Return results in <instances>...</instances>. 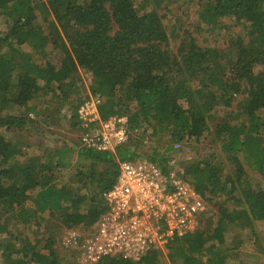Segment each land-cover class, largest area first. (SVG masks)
Here are the masks:
<instances>
[{
  "label": "trees",
  "instance_id": "16d2710c",
  "mask_svg": "<svg viewBox=\"0 0 264 264\" xmlns=\"http://www.w3.org/2000/svg\"><path fill=\"white\" fill-rule=\"evenodd\" d=\"M200 7L202 27L212 29L223 17L239 26L225 50L190 40L173 55L161 17L135 0H0L1 131L23 130L50 93L76 95L83 88L79 69L89 73L90 90L76 97L73 115L89 96L99 97L101 119L124 115L129 129L146 124L152 135L166 131L175 143L200 139L216 120L210 135L228 154L234 176L205 159L175 166L207 203L225 197L232 207H218L212 232L198 227L170 241L163 251L171 264H227L220 247L227 227L264 220V191L243 184V162L264 172L263 139L256 132V113L264 108V0H200ZM236 96L234 115H214L216 106L230 107ZM127 143L114 151L80 148L72 162L70 149L28 155L29 142L1 133L0 264H63L53 245L57 227L43 241H31L10 230L12 219L27 225L47 213L64 229L93 224L105 211L103 194L116 181L118 162L139 158ZM150 159L165 172L171 168L170 158ZM72 163L76 180L67 184L61 173ZM163 251L152 249L140 261L104 257L96 264H159Z\"/></svg>",
  "mask_w": 264,
  "mask_h": 264
},
{
  "label": "rangeland",
  "instance_id": "374dc122",
  "mask_svg": "<svg viewBox=\"0 0 264 264\" xmlns=\"http://www.w3.org/2000/svg\"><path fill=\"white\" fill-rule=\"evenodd\" d=\"M135 3L137 6L146 5L145 10H155L161 17L173 55H178V49L182 41H186V44L190 40L202 49L221 48L225 50L228 48L230 40L236 37L240 31L239 26H234V21L229 17L220 18V22L212 29L198 24L197 13L201 9L200 0H135ZM244 38L246 39L245 36ZM23 49L29 50L27 47H23ZM47 50L50 57L55 60V52L50 49ZM32 56L40 60L38 54H32ZM222 62H225V60L223 59ZM79 73L81 79L78 86L81 82L83 88L85 87L84 89L89 92V73L83 69H79ZM83 88H80L76 95L71 94L68 98L59 94V90L56 91V96H51L50 93L49 97L40 100L35 106L38 114L31 113L29 115L30 123L23 130L12 128L3 132L0 129V134L3 133L6 138L10 137L13 140L21 139L29 142L30 146L26 148L28 155L47 156L60 148L70 149L72 151L70 156H72V162H74L80 149L78 140L80 127L76 116L73 115L74 112L71 106L77 103V96L83 95ZM237 99H239L238 96H236V99H232L230 107L216 106L213 109V112H216L214 115L224 116L228 111L234 115V112L237 111L235 107ZM256 115L259 116L257 120L259 128L256 132L261 135L262 145H264V108L259 110ZM215 122L216 120H212L209 123L210 129L205 131L200 139L176 143L172 141L170 134L166 131L152 135L151 128L146 124H142L130 129L127 145L139 158L150 159L154 157L157 159L167 157L173 160L174 163L205 159L222 167L224 174L234 176V167L229 162L228 154L221 149L218 141L213 140V135H210ZM235 122L236 120L231 121L232 124ZM240 158L243 161L241 154ZM243 164L245 170L243 184L247 182L252 188L264 191V172L260 173L254 167H250L244 162ZM77 167V164L72 163L69 168L61 173V179L67 184H74ZM27 205L31 206V203L27 202ZM222 205L231 209L232 202L230 200L225 201V197L212 198L208 202V212L198 227L206 228L208 232H212L211 230L217 226L218 207ZM38 217L37 223L30 222L27 225H18V222L12 219L14 224L10 226V230L15 233L21 232L31 241H36V239L43 241L50 235L49 231L57 227L56 233H54L55 242L53 245L56 252L64 257L63 264H80L78 254L66 245L64 239L65 229L61 227L59 222L49 218L47 213L39 214ZM224 233L226 236L225 243L220 247L228 254L227 264H264V220L249 222L244 219L239 226H228ZM2 236H0V240H2ZM159 264H171L165 251L160 257Z\"/></svg>",
  "mask_w": 264,
  "mask_h": 264
},
{
  "label": "built area",
  "instance_id": "2783aa9c",
  "mask_svg": "<svg viewBox=\"0 0 264 264\" xmlns=\"http://www.w3.org/2000/svg\"><path fill=\"white\" fill-rule=\"evenodd\" d=\"M101 99L89 96L76 109L79 147L114 151L128 142L126 116L101 119ZM165 172L151 159L118 162L113 186L103 194L105 211L93 224L65 229V243L80 264H96L104 257L140 261L152 249L164 250L175 237L192 233L208 212L206 198L177 174L173 160Z\"/></svg>",
  "mask_w": 264,
  "mask_h": 264
}]
</instances>
